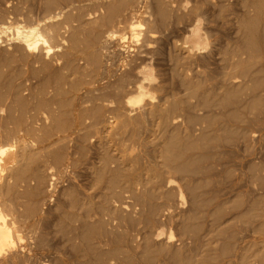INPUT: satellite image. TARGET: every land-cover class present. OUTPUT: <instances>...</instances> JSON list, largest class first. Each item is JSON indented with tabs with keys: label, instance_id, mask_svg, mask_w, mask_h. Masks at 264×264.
<instances>
[{
	"label": "rangeland",
	"instance_id": "obj_1",
	"mask_svg": "<svg viewBox=\"0 0 264 264\" xmlns=\"http://www.w3.org/2000/svg\"><path fill=\"white\" fill-rule=\"evenodd\" d=\"M59 1L62 3L57 0V4L63 6L58 7L55 1L49 9L45 4L46 0H0V31L2 27H11L5 33H0V93L6 95L5 101L1 100L4 104L0 103V119L7 116L8 110L13 111L15 117L18 116L16 119L20 117V121L24 117L26 124L25 121L20 122L24 125V128L20 125V136L24 137L25 128L32 131L22 138L24 140L20 147L24 145L26 149L25 145L30 146L26 150L33 155L29 159L30 165L28 160L24 161L27 165L25 163L24 166L23 163L25 179L20 182L19 187L16 186L17 190L12 189L13 192H8V195L1 194L0 191V198L15 205L12 204L11 213L7 208L9 213L6 214L9 217L6 219L15 220L19 231V239L14 240L13 249L8 253L3 252L0 260L17 252L14 254H20V258L26 260L19 264H169V254L179 251L183 258L189 259V264H243L245 261L246 264H264V55L255 59V62L251 61L245 46V26L254 18L264 19V1L258 7L261 0H136L135 9L141 14L138 13L132 20L135 33L133 29L130 32L128 27L116 30L121 31L117 33L118 36L127 38L124 40L125 51L120 55L121 61L120 56H113L110 63L105 58L106 49L115 45V40V44L108 43L110 45L106 49L98 41L91 52L95 50L98 54L102 53L99 54L102 60L99 69L102 70L85 68L84 60L81 62L82 45L77 49L74 43L70 46L72 34L85 23L81 22L78 29L74 25L78 23L75 22V30L61 25L60 27H66L59 29L61 37L58 36L56 40L48 39L52 47L51 60L57 59L54 62L50 60V70L38 71L37 76L36 73L32 75L31 69H26L23 63L22 67L20 60L12 57L16 46L12 28L17 25L37 26L40 22L38 27L41 32L44 17L65 9V13L67 11L74 15L78 12L74 10L85 3V0H71L73 3H69V0ZM78 1L80 5L77 4ZM90 1L93 3L87 0L85 5L93 10L94 6L91 7L90 4L96 5L98 0ZM75 6H78L77 9ZM62 18L64 16L55 22L59 23ZM198 19L204 20L203 31L208 34L211 47L207 53L191 54L184 44L187 42L188 48L194 47L191 45L193 35L189 30L194 28ZM261 23L264 24L260 21L257 26L259 33L264 26ZM84 25L81 31L89 29V26L87 28ZM81 31H77L81 34L80 41L85 34ZM132 33L140 36L139 44L133 42ZM151 34L155 40L152 38L150 50H147L150 56L140 63L137 60L141 51L139 49L144 44V37ZM185 36L189 37L187 41ZM257 39L256 42L259 41ZM76 56L80 57L79 60ZM230 60L234 63L241 61L253 64H249L245 75H241L236 64H228ZM65 63L74 69L76 67L75 74L70 71L74 69H69ZM135 63L139 68L147 66L155 69L159 83L150 87L147 85L146 88L156 95L158 102L145 101L139 107L126 105L120 113L116 112V116L113 104L106 103L103 99L99 102L98 95L112 100V96L107 95L109 92L106 91L110 90L115 77L124 76L126 71L129 73L130 65L135 66ZM64 64L68 66L67 70ZM126 65H129L128 68ZM63 74L67 78L65 81ZM106 74L107 79L113 77L109 78L111 83L108 82L109 79L106 80ZM60 76L61 80H58ZM129 76L132 78L128 79L132 81L133 75ZM46 79L49 85L54 86V90L46 85L47 91L44 86L42 94L38 86ZM7 83L11 89L14 87L15 92L22 90L21 94L11 90ZM75 83L76 89L71 87ZM42 87L43 85L41 89ZM55 87L62 90L58 96L54 93ZM36 90L39 93L41 91L42 95ZM35 92L37 95L32 94ZM136 95L135 90L130 98L135 99ZM17 96L25 97L27 100L23 101H27L26 105L32 103L25 108L27 113L19 111L18 103H15L18 102L15 100ZM40 97L42 102L44 97V102H50L54 112H47L48 103H45L46 107L44 105L45 111H41L43 107L38 101ZM58 102L64 108L59 109L60 106H56L59 105ZM8 103L10 104L7 105ZM35 103L39 113L34 112ZM103 104L102 109L105 105H111V109L108 107V112L105 108L104 116L98 117L96 121L97 117L90 111L95 109L94 105L100 107ZM14 105L15 111L10 109ZM65 109L66 113H63ZM75 110H78V114ZM131 110L133 111L129 112ZM52 113H55L53 115L56 122L59 121V129L62 124L69 128L66 129L67 126L63 125V131L55 128L57 123L54 124L55 120L51 119ZM74 113L76 119L73 117ZM55 115L62 119V124L61 119H57ZM30 118L32 122L29 123ZM123 120L128 126L123 127ZM1 131L0 146L13 144L14 141L5 139V132ZM44 132L49 133L46 135ZM170 138H177L180 144L186 146L185 149L183 147L177 164L172 163L173 167L185 165L186 161L188 167L200 160L201 167L197 166L195 169L192 164L189 166L194 169L195 174L192 170H186L180 173L172 171L171 175L164 159ZM192 142L193 146L196 144L194 147L190 146ZM59 159H62V165ZM3 175L6 176L7 173ZM51 175L56 179L53 193L49 194L47 184ZM113 176L116 186L111 184L115 180ZM34 177L39 180L34 181ZM170 180L173 184L168 185ZM186 225L187 231L183 230ZM159 231L162 235L157 237Z\"/></svg>",
	"mask_w": 264,
	"mask_h": 264
},
{
	"label": "bare ground",
	"instance_id": "obj_2",
	"mask_svg": "<svg viewBox=\"0 0 264 264\" xmlns=\"http://www.w3.org/2000/svg\"><path fill=\"white\" fill-rule=\"evenodd\" d=\"M56 1V4L58 3V2H60V3H62L61 1H59L58 0V2H57V0H55ZM55 1L54 0H46V3L45 4H47L46 6H48V8H49V6H52V5H54V3H55ZM63 1V0H62ZM65 1H67V0H65ZM82 1V0H81ZM80 1V2H81ZM134 1H135V3H134ZM264 0H261L259 3V5H258V7L259 6H262V4L264 3L263 2ZM70 2H72L71 0H69V3ZM83 2V1H82ZM87 2V0H85V3ZM88 2H92V1H90V0H88ZM87 2V3H88ZM95 2V1H94ZM263 2V3H262ZM29 3V2H28ZM73 3V2H72ZM74 3H76V2H74ZM85 3H81V4H84L85 5ZM86 3V4H87ZM93 3V2H92ZM262 3V4H261ZM56 4H55V7H57L58 5L59 6H63V5H61V4H57V6H56ZM77 4H79V1L77 2ZM134 4H136V0H98V4H96V5H93V4H90V6L91 7H93L94 6V8H93V10H91L92 8H90V7H88V6H75L76 7V9H77V7H78V9L77 10H74L73 8H71V9H73L74 11H78L76 14H68L67 13V11H66V13L64 12L66 9V7L68 6V4H67V6L66 7H64V11L62 10H60V12H58L57 11V13H55L54 15H53V12L50 14L51 16H46L47 18H45L44 17V19H45V21L44 20H42V22L44 21V24H43V30H44V34H43V30H41V32L39 31L40 30V28L38 27V25L40 24V22H39V24L37 25V26H20V25H17V26H15L14 28H12L13 29V32L15 33L14 35H15V38H14V41H15V43H16V46H15V52L12 54V57H15V58H17V59H19L20 60V62H21V64H20V62H18V64H20L21 66H22V63H23V66L25 67H27L26 69H31V71H32V75H35V73H36V75L35 76H37V72L38 71H48V70H50V67H52L51 65H52V63H51V61H53V60H51V57H52V47L49 45V40L48 39H52V40H56L57 39V37L58 38H60L61 36V32H59V29H61L63 26H66V27H74L75 28V26H80L81 24V22L82 23H84V24H86V25H84L85 27H87V26H89V29H87L86 30V28H84L85 30H82V31H84L85 32V34H83V36H82V41H80V39H79V37L81 36V34H80V32L79 33H77V31H81V29L83 28V25H81L82 27H81V29L80 30H77L75 33H73L72 34V36L71 35H69V36H71V40L70 41H72V43L70 42V46L72 47V44L73 45H75L76 46V49H77V47H79L80 45H82V47H83V58H81V62L83 63V60H84V63H83V65H85V68L86 67H92V70H93V68L94 69H96V70H98L99 69V66H101L100 65V63H101V57L99 56V54L101 53H97L95 50H94V52L92 51L91 52V50L93 49V46H95V44H97L98 45V41L99 42H101L104 46H105V48H104V46H103V48L104 49H106V46H108L109 47V45H107L108 43H112V42H114L113 40H115L116 41V44H115V42H114V44L115 45H110V47H109V49H106V61H107V63H110V62H112V58H113V56L115 57V56H120V55H122V52L123 51H125L124 49L126 48L125 46H124V40H125V38L123 37V35L122 36H118V34L117 33H119V32H121V31H119V32H116V30H121V28H126V27H128V29H129V31L131 32V29H133V26L135 25L133 22H132V20L137 16V14L139 13V14H141L140 12H138L136 9H135V5ZM76 5V4H75ZM80 5V4H79ZM45 6V5H44ZM45 6V7H46ZM58 6V7H59ZM64 6H65V3H64ZM44 7V8H45ZM54 7V6H53ZM53 7H51V9L53 8ZM55 7L53 8V9H55ZM69 7V6H68ZM74 7V6H73ZM86 7H88V8H86ZM47 8V7H46ZM47 8V9H48ZM86 8V9H85ZM50 9V8H49ZM52 9V10H53ZM59 9H61V8H59ZM58 8H57V10H59ZM70 9V10H71ZM89 9V10H88ZM6 10V9H5ZM16 10V9H15ZM14 10V11H15ZM52 10H50V11H52ZM68 10V9H67ZM7 11V10H6ZM45 11V10H44ZM49 11V10H48ZM69 11V10H68ZM71 12V11H70ZM19 13V12H18ZM75 13V12H74ZM2 14V13H1ZM6 14V13H5ZM11 14H14V13H11ZM64 14V15H63ZM24 15V14H23ZM66 15V16H65ZM7 16V15H6ZM63 17L64 16V19L63 20H60V22L59 23H56L55 22V20L56 19H59V17ZM260 16V15H259ZM258 16V17H259ZM29 18V17H28ZM27 19V18H26ZM43 19V18H42ZM263 18L262 17H259V18H254V20H252V22L251 23H248L245 27V29H246V39H245V43H246V49H247V53H249V56H250V60L252 61H254L255 59H259V58H261V55H262V57H263V55H264V26H263V28H261V32L259 33L258 31H257V26H259L258 24H259V22L260 21H263L264 22V19L262 20ZM41 20V19H40ZM6 21V20H5ZM12 21V20H11ZM33 21V20H32ZM75 22H77L78 24L76 25V24H74ZM87 22V23H86ZM75 26H74V25ZM80 24V25H79ZM262 24V23H261ZM61 25H63L62 27H60ZM262 25H264V24H262ZM10 26H11V24H10ZM41 26V25H40ZM66 27H63L62 28V30L64 29V28H66ZM262 27V26H261ZM39 28V29H38ZM42 28V27H41ZM73 28V29H74ZM80 27H78V29H79ZM88 28V27H87ZM2 29V31H0V33H5V31H7V30H10L11 29V27H2L1 28ZM72 29V30H73ZM127 29V28H126ZM66 30V29H65ZM70 30H71V28H70ZM75 30V29H74ZM73 30V31H74ZM124 30V29H123ZM67 31V30H66ZM73 31H70V32H73ZM82 31H81V33H82ZM63 32V31H62ZM146 32H148V31H146ZM152 32V31H151ZM65 33V32H64ZM63 33V34H64ZM123 33V32H122ZM149 33H150V31H149ZM70 34V33H69ZM80 34V35H79ZM84 35H85V37H84ZM132 36L134 35V33H132L131 34ZM193 35V40H192V43H191V45L192 46H195L196 45V43L199 41V37L198 36H196L195 34H192ZM145 37L146 38H148L147 40H145ZM144 37V44L143 45H141V47H140V49L139 50H141V51H139V54H138V51H137V54H138V58H137V60H140L139 62L141 63V62H145V60L146 59H148L147 57H149L150 55H149V53H148V49L150 48V42H151V40H152V38H153V36H152V34L151 35H149V36H145ZM257 37H258V39H257ZM1 36H0V44L2 43V41H1ZM84 38V39H83ZM150 39V40H149ZM154 40H155V38H153ZM256 39L257 40H259V41H257L256 42ZM13 40V39H12ZM68 40H69V38H68ZM123 41V42H122ZM153 41V40H152ZM100 44V43H99ZM113 44V43H112ZM125 44H126V42H125ZM151 44H152V42H151ZM5 45V44H4ZM14 45V44H13ZM75 46H73V49H75L74 47ZM81 47V46H80ZM127 47H128V45H127ZM92 48V49H91ZM96 48V47H95ZM102 48V47H101ZM102 48V51L104 50ZM152 48V47H151ZM72 49V48H71ZM75 49V50H76ZM82 49V48H81ZM84 49H85V51H84ZM98 49V48H97ZM96 49V50H97ZM187 49H189V53H193L192 51H191V49L192 48H186V50ZM263 49V50H262ZM79 50V49H78ZM90 50V51H89ZM150 50V49H149ZM77 52V51H76ZM75 52V53H76ZM187 53H188V51H186ZM78 53H79V51H78ZM81 53V52H80ZM97 53V54H96ZM125 53V52H124ZM261 53H263V54H261ZM102 54V53H101ZM104 54V55H105ZM151 54V53H150ZM73 55V54H72ZM82 55H80V56H82ZM149 55V56H148ZM187 55H189V54H187ZM11 56V55H10ZM63 56H65V55H63ZM62 56V57H63ZM74 57V56H73ZM76 57H78V56H76ZM117 57V58H118ZM54 58V57H53ZM57 58H58V56H57ZM79 58L80 57H78V60H79ZM75 59V58H74ZM116 58H114V60H115ZM135 59V58H134ZM133 59V62L135 61ZM8 60V59H7ZM51 60V61H50ZM57 59H54V61H56ZM62 60H63V58H62ZM76 60H77V58H76ZM130 60V59H129ZM132 60V59H131ZM53 61V62H54ZM68 61H70L69 59H68ZM74 61V60H73ZM120 61H121V56H120ZM256 61V60H255ZM254 61V62H255ZM8 62H9V60H8ZM49 62L51 63V65H49ZM103 62H105L104 61V59H103ZM115 62V61H114ZM122 62H123V60H122ZM132 62V61H131ZM6 63V62H5ZM63 63V62H62ZM70 63V62H69ZM126 63H128V61L126 62ZM252 62H241V61H237L236 63H234L233 61H229V65H234V64H236L238 67H239V71H240V73H241V75L242 74H244L245 75V71H247L246 70V68H247V66L249 65V64H251ZM54 64V63H53ZM66 64V63H65ZM64 64V67H66V65H68L69 66V64H66L65 65ZM73 64V63H72ZM131 64V63H130ZM129 64V65H130ZM134 64V63H133ZM143 64V63H142ZM253 64V63H252ZM251 64V65H252ZM82 65V64H81ZM128 65V66H129ZM1 66V65H0ZM9 66H10V64L8 65V67L7 68H9ZM22 66V67H23ZM63 66V65H62ZM61 66V67H62ZM68 66L66 67V70L68 69ZM109 66V65H108ZM127 66V65H126ZM128 66H127V68H128ZM5 67V68H6ZM60 67V66H59ZM75 67V66H74ZM103 68L105 67V65H103L102 66ZM110 67V70H111V66H109ZM63 68V67H62ZM72 69L73 67H70L69 66V69ZM82 68H83V66H82ZM22 69V68H21ZM20 69V70H21ZM59 69H61V68H59ZM74 69V68H73ZM101 70H102V68H100ZM99 69V70H100ZM138 69H140L139 68V65H136V63H135V66H132V65H130V67H129V73H127V71L125 72V75L127 76H122V77H119V78H116L115 76V82L113 81V84H109L110 85V87H109V89L110 90H108V91H106L107 93H105V94H107V95H111L112 96V100H107V98L106 99H104L105 97H101V95H98V96H100V97H98L99 99H98V101L100 102L102 99H103V101H105L106 100V103L107 102H109V103H111V105L113 104V106H112V108L113 109H115L116 108V110H113V112L116 114V112H118V113H120L121 111L120 110H123V107L125 106L126 107V105L127 106H130L129 104H128V101L129 100H134V99H132V98H130V95H132V93H134V91L136 90V92H137V85L141 82V80H142V77L141 76H139V75H137V71H138ZM251 69V68H250ZM83 70H84V68H83ZM88 70H89V68H88ZM128 70V69H127ZM249 70V69H248ZM61 71V70H60ZM71 72H73L72 74H75V72L77 71L76 70V67H75V69H74V71L73 70H70ZM124 71V70H123ZM251 71V70H250ZM4 72V71H3ZM83 72V71H82ZM90 72V71H89ZM133 72V73H132ZM5 73V72H4ZM68 76H69V70H68ZM94 73V72H93ZM127 73V74H126ZM132 73V74H131ZM18 74V73H17ZM30 74V77L32 76ZM71 74V75H72ZM83 75H84V73H82ZM88 74V73H87ZM86 74V75H87ZM97 74V73H96ZM107 74H108V72H107ZM107 74H106V80H108L110 77H112V76H110V77H108V79H107ZM111 74V73H110ZM61 75V74H60ZM64 75V74H63ZM94 75H95V73H94ZM112 75V74H111ZM114 75V74H113ZM129 75H133V80L131 81V79L129 80L128 78L130 77ZM243 75V76H244ZM59 76V75H58ZM57 76V77H58ZM62 76V75H61ZM61 76H60V79L58 78V80H61ZM89 76V75H88ZM104 76H105V74H104ZM15 77H17V76H15ZM20 77H21V75H20ZM28 77H29V75H28ZM29 77V78H30ZM63 77V76H62ZM85 77V76H84ZM29 78H26V79H28L29 80ZM32 78H34L35 79V77H33L32 76ZM32 78H30V80L32 79ZM36 78H38V77H36ZM39 78H40V76H39ZM43 78H44V76H43ZM49 78V77H48ZM51 78V77H50ZM56 78V77H55ZM66 77H65V75H64V81L67 79H65ZM92 78V77H91ZM95 78V77H94ZM105 78V77H104ZM113 78V77H112ZM130 78H132V77H130ZM23 79V78H22ZM33 79V80H34ZM41 79V78H40ZM57 79V78H56ZM75 79V78H74ZM118 79V80H117ZM21 80V79H20ZM36 80V79H35ZM38 80V79H37ZM51 80V79H50ZM53 80V79H52ZM71 80V79H70ZM73 80V79H72ZM43 81H45V82H43V83H41L38 87L40 88V90L42 91V94L44 93L43 91L45 90V91H47L46 90V85H49L46 81H47V79L46 80H43ZM49 81V80H48ZM93 81V80H92ZM95 81V80H94ZM21 82H24V80L23 81H21ZM38 82H39V80H38ZM38 82H36V83H38ZM74 82V81H73ZM73 82H71L72 84H74ZM107 82V81H106ZM108 82H110V79H109V81ZM107 82V83H108ZM112 82V81H111ZM110 82V83H111ZM28 83V82H27ZM30 83V82H29ZM34 83V82H33ZM52 83L54 84V82L52 81ZM51 83V84H52ZM57 82H55V84H56ZM60 84H61V81L59 82ZM94 83V82H93ZM98 83V82H97ZM8 84V83H7ZM24 84V83H23ZM58 84V83H57ZM56 84V85H57ZM60 84H58V85H60ZM62 84H63V82H62ZM72 84H71V87L73 88V87H75V86H77V84L75 83V85H73L72 86ZM188 84V83H187ZM41 85H43V87H42V89H41ZM68 85H69V80H68ZM67 85V86H68ZM8 86H9V84H8ZM14 86V85H13ZM16 86V85H15ZM44 86H45V89L43 90V88H44ZM49 86H51V85H49ZM62 86V85H61ZM61 86L59 87V88H61ZM70 86V85H69ZM146 86L147 85H145V88H146ZM197 86H199V85H197ZM196 86V87H197ZM18 87V86H17ZM16 87V88H17ZM29 87V86H28ZM31 87V86H30ZM29 87V88H30ZM38 87H37V89H38ZM53 89L52 90H54V86H51ZM66 87V86H65ZM195 87V88H196ZM9 88H10V86H9ZM14 88V87H13ZM13 88L11 89V90H13ZM15 88V90H17ZM20 88H21V86H20ZM58 87H55V89H56V92H54L55 94H57V96H58V93L60 94L61 93V91H59L58 89H57ZM62 88H64V85H63V87ZM67 89L69 88V87H66ZM72 88H70V89H72ZM198 88V87H197ZM34 89V88H33ZM32 89V90H33ZM47 89H48V87H47ZM66 89V91H68ZM75 89H76V87H75ZM90 89V88H89ZM104 89H106V88H104ZM104 89L102 90V91H104ZM199 89V88H198ZM229 89V88H228ZM39 90V91H40ZM95 90V89H94ZM107 90V89H106ZM192 90H195V89H192ZM14 91V90H13ZM19 91V90H18ZM18 91H16V92H18ZM22 90H20L19 92H18V94L21 92ZM34 91V90H33ZM41 91H40V93L36 90V92H38V94L40 95L41 94ZM51 91V90H50ZM49 91V92H50ZM72 91H74L73 89H72ZM101 91V92H102ZM196 91V90H195ZM15 92V91H14ZM15 92V93H16ZM36 92L35 93H32V94H36ZM49 92H46V93H49ZM75 92H77V91H75ZM75 92H74V94L73 95H75ZM90 92H91V90H90ZM92 92H93V89H92ZM6 93V92H5ZM15 93H14V95H15ZM53 93V94H54ZM71 93V92H70ZM69 92H68V94H70ZM104 93H102L103 95H104ZM235 93V92H234ZM1 94V93H0ZM21 94V93H20ZM26 94V93H25ZM41 94V95H42ZM67 93H66V95H68ZM113 94V95H112ZM136 94V93H135ZM138 94V93H137ZM4 95V94H3ZM2 94H1V96H0V98L3 96ZM17 95V94H16ZM15 95V96H16ZM37 95V94H36ZM50 95H51V93H50ZM65 95V96H66ZM73 95H72V97H73ZM102 95V96H103ZM232 95V94H231ZM11 96H12V94H11ZM23 96V95H22ZM22 96L21 97H16L15 98V100L16 101H18V102H15L16 103V105H17V103H18V109H20L19 111H24V113H27V111H26V109L25 108H27V106H29L30 104H28V105H26L27 104V101H25V100H27V99H25V97L24 98H22ZM34 95H32V97H33ZM61 96V95H60ZM95 96V95H94ZM105 96V95H104ZM110 96V97H111ZM194 96V95H193ZM6 97V95L5 96H3L1 99H0V103L2 102H4L5 101V98ZM30 97V96H29ZM31 97V98H32ZM46 97H48V95L46 96ZM106 97H108L109 98V96H106ZM22 98V99H21ZM51 98V97H50ZM53 98V97H52ZM59 98V97H58ZM66 98H67V96H66ZM97 98V97H96ZM12 100H13V98H11ZM18 99V100H17ZM23 99H25L24 101H23ZM34 99V98H33ZM43 99V98H42ZM44 99H45V97H44ZM44 99H43V102H44ZM54 99V98H53ZM1 100H4V101H1ZM7 100V99H6ZM29 100V99H28ZM38 100V99H37ZM71 100V99H70ZM95 100H97V99H95ZM94 100V101H95ZM30 101H32V100H30ZM39 102H40V106L41 107H43V110H41V111H45V109H44V105H45V107H46V105L47 104H45V103H48V108H49V110L46 108V110H47V112L48 113H51V112H54V108L49 104L50 102H44V104H43V102H42V100H41V97H40V99L38 100ZM48 101V100H47ZM52 101V100H51ZM56 101H57V99H56ZM59 101H60V99H59ZM62 101V100H61ZM64 101V100H63ZM68 101V100H67ZM13 102V101H12ZM65 102V101H64ZM26 103V104H25ZM41 103H42V105H41ZM59 103V105H57L56 104V106H60V108L59 109H61V108H64V107H61V105H63V104H61V102H58ZM4 104V103H3ZM2 104V105H3ZM10 103H8L7 105H9ZM52 104V103H51ZM55 104V103H54ZM102 104V103H101ZM115 104V105H114ZM231 104V103H230ZM5 105H6V103H5ZM31 105H32V103H31ZM30 105V106H31ZM39 105V104H38ZM53 105V104H52ZM110 105V106H111ZM1 106V105H0ZM36 106V103H35V105H34V108H36L35 107ZM50 106L52 107V110H51V108H50ZM54 107H55V105H53ZM65 106H66V104H65ZM68 106H70V105H68ZM99 105H97L96 107H95V105H94V107L93 108H95L94 110H93V108H92V110L94 111V113H93V111H90V113L92 112V115L95 117H97L96 118V121H97V119H98V117H100V116H104V114H103V112H105L106 111V109L105 108H107L108 109V107L111 109V107L110 106H106L105 105V107H103V109H102V106H104V104L103 105H101L100 107H98ZM151 106V105H150ZM33 107V106H32ZM31 107V108H32ZM4 108V107H3ZM14 108V109H13ZM34 108H32L33 110H34ZM66 109H67V107H65ZM128 108V107H127ZM7 110L9 109V107H7L6 108ZM10 109H12V110H16L15 109V105H14V107L13 106H11V108ZM28 109H29V107H28ZM27 109V110H28ZM40 109V108H39ZM57 109V108H56ZM66 109H65V111H63V113H66ZM91 109V108H90ZM105 109V110H104ZM151 109H154V108H152L151 107ZM175 109H176V107H175ZM2 110V109H1ZM5 110V109H4ZM71 110H73V112H74V109H71ZM125 110H126V108H125ZM150 110V109H149ZM155 110H157L156 109V107H155ZM18 111V110H17ZM28 111H30V110H28ZM35 111H37V113H39V110H37V108L34 110V112ZM50 111V112H49ZM68 111V110H67ZM76 111V110H75ZM133 110H131V111H129V112H132ZM159 111H160V109H159ZM158 111V112H159ZM72 112V111H71ZM77 112V114H78V110L76 111ZM83 112V111H82ZM108 112H109V109H108ZM152 112V111H151ZM154 112V111H153ZM161 112V111H160ZM5 113V112H4ZM19 113V112H18ZM33 113V112H32ZM80 113V112H79ZM113 113V114H114ZM155 113H157L156 111H155ZM168 113V112H167ZM53 114H55V113H52L51 114V116L53 115ZM56 114H58L59 115V113H56ZM103 114V115H102ZM114 114V115H115ZM121 114H123V113H121ZM161 114V113H160ZM159 114V115H160ZM4 115V114H3ZM7 116L5 117V118H2V119H0V131L1 130H3V132H5L4 133V135H6V138H5V136H4V138L5 139H9V140H12V141H14L13 142V144H8V145H6V146H0V191H1V194H7L8 195V192H10V193H12L13 192V190L12 189H14V188H16V190H17V187H19L18 185H20V182H24L23 181V179H25L24 177H25V168H24V166H25V163L26 162H24V161H27L28 160V164H29V159H31V157L33 156V155H30V154H32V153H30L29 154V152L26 150L27 149V147H30V146H27V145H25L26 146V149L24 148V145H22L21 147H20V144L23 142L22 140H24V139H22V138H24L25 136H28V134L27 133H30L31 131H32V129H31V131L29 132V128L28 129H24V131H23V135H24V137H22V136H20V134L22 135V133L20 132L21 131V128H20V125L22 124L23 125V123H21L20 124V122H22V121H25V124H26V120H24V115L22 114V116L21 117H23L21 120L22 121H20V117H19V119H16V117L18 118V116L16 115V117L14 116V112L13 111H11V110H8V112H7V114H6ZM28 115V114H27ZM34 115V114H33ZM32 115V116H33ZM91 115V114H90ZM113 115V116H114ZM118 114H116V116H117ZM120 115V114H119ZM162 115V114H161ZM31 116V115H30ZM50 116V117H51ZM56 116V115H55ZM67 116V115H66ZM106 116V115H105ZM115 116V117H116ZM57 117V116H56ZM59 117V116H58ZM58 117H57V119H58ZM62 117V116H61ZM71 117V116H70ZM74 118H75V113H74V116H73ZM121 117V116H120ZM26 118V117H25ZM36 118V117H35ZM76 118H77V116H76ZM75 118V119H76ZM101 118V117H100ZM113 118V117H112ZM117 118V117H116ZM51 119H54V115H53V117L51 118ZM59 119H61L60 117H59ZM63 119H65V118H63ZM55 121H53V122H55L54 124H56L55 125V128H57L58 130H61L62 129V131H63V128H61L62 127V125L63 126H65V124H62V119L60 120V122H61V124L62 125H59L60 126V129L57 127V125H58V122H56L57 120H56V118L54 119ZM74 120V119H73ZM30 121H31V118H30V120H29V123H30ZM68 121H70L71 122V120H68ZM77 121H79V120H77ZM81 121V120H80ZM100 121V120H99ZM98 121V122H99ZM125 120H123L122 121V125L123 124H125V125H123V127L124 126H128V125H126V122L125 123H123ZM126 121H127V119H126ZM136 121V120H135ZM32 122V121H31ZM52 122V123H53ZM65 122H66V120H65ZM76 122V121H75ZM84 122H85V120H84ZM79 123V122H78ZM128 124H129V122H127ZM131 123V122H130ZM43 124V123H42ZM41 124V126H42V128H43V125ZM53 124V125H54ZM66 124H67V122H66ZM72 124V123H71ZM45 125H47V124H45ZM49 125V124H48ZM74 125H76V123L74 124ZM134 125V124H133ZM67 126V125H66ZM65 126V127H66ZM48 127V126H47ZM23 128H24V125H23ZM22 128V129H23ZM33 128V127H32ZM35 128V127H34ZM67 128H69V126H67L66 127V129ZM72 128H73V126H72ZM54 129V128H53ZM25 130H26V133L24 134V132H25ZM34 130H36V129H34ZM43 130V129H42ZM45 130V129H44ZM46 130H48V129H46ZM56 130V129H55ZM75 130V129H74ZM57 131V130H56ZM66 131V130H65ZM70 131V130H69ZM2 132V131H1ZM58 132V131H57ZM43 133V132H42ZM47 133H49V132H47ZM47 133H45L44 132V134H46L47 135ZM60 134H62V132H59ZM2 134V133H1ZM58 134V133H57ZM69 134V133H68ZM32 135V134H31ZM49 135H51V133L49 134ZM48 135V136H49ZM2 136V135H1ZM29 137L31 138L32 136H30V134H29ZM63 136H61V138H62ZM171 137V136H170ZM174 137V136H173ZM173 137H171V138H173ZM41 138V137H40ZM64 138V137H63ZM68 138V137H67ZM171 138H170V140L168 141V144H167V150H166V156H164V159H165V164L167 163L168 165H169V167H168V169H169V171H171V175H173L172 174V171L174 172V173H180V172H182V171H186V170H189V172H190V170H192V168L191 167H189L191 164V166H195V169H196V167L197 166H200V160H196L195 162H193V163H191V164H189V166L187 167V161H186V164L184 165V164H181V166L179 167V165H177L178 167H173V164L176 162V164H177V160L179 159V158H181L180 157V155L182 156V150H184L185 149V147H184V145H182V143L180 144V142H178V140H177V138H175V139H172L171 140ZM46 139V138H45ZM51 139V138H50ZM26 140V139H25ZM32 140V139H31ZM49 140V139H48ZM62 140V139H61ZM64 140V139H63ZM67 140V139H66ZM65 140V141H66ZM181 140V139H180ZM34 141V140H33ZM46 141H47V139H46ZM58 141H60V139H58ZM44 143V142H43ZM63 143H64V141H63ZM205 143H207V142H205ZM209 143V142H208ZM41 144V143H40ZM191 144V143H190ZM189 144V145H190ZM5 145V144H4ZM18 145H19V147H20V149H19V147H18ZM188 145V144H187ZM196 144L194 143V146H195ZM200 145V144H199ZM190 146H192V147H194L193 146V142H192V144L190 145ZM18 147V148H17ZM183 147H184V149H183ZM206 147V146H205ZM62 148V147H61ZM32 149V148H31ZM31 151V150H30ZM36 154V153H35ZM38 155V154H37ZM185 155V154H184ZM31 156V157H30ZM108 156V155H107ZM30 157V158H29ZM61 157V156H60ZM62 158V157H61ZM56 159V158H55ZM60 160V163H61V160L62 159H59ZM187 160V159H186ZM194 160V159H193ZM105 161V160H104ZM185 162V161H184ZM189 162H190V160H189ZM23 163H24V166H23ZM56 163V162H55ZM59 163V164H60ZM64 163V162H63ZM70 163H71V161H70ZM107 163V160H106V162H105V164ZM173 163V164H172ZM183 163V162H182ZM171 164H172V166H171ZM26 165H27V163H26ZM30 165V164H29ZM61 165H62V163H61ZM107 165V164H106ZM66 166V165H65ZM201 167V166H200ZM63 168H65V167H63ZM106 169H107V167H105ZM191 168V169H190ZM199 169V168H198ZM66 170V169H65ZM168 171V172H169ZM193 172H194V169L192 170ZM191 171V172H192ZM198 171V170H197ZM5 172V173H4ZM1 173H3V174H6L7 173V175L6 176H4L3 174H1ZM150 174H152V176H153V172H151ZM194 174H195V172H194ZM155 175V174H154ZM185 175V174H184ZM24 176V177H23ZM114 176L116 177L117 175H115L114 174ZM113 176V177H114ZM150 176V175H149ZM158 176V175H157ZM170 176V175H169ZM183 176V175H182ZM187 176V175H186ZM192 176V175H191ZM195 176V175H194ZM50 177V176H49ZM112 177V178H113ZM115 177H114V179H115ZM154 177V176H153ZM116 178H118V177H116ZM170 178V177H169ZM172 178V177H171ZM179 178V177H178ZM194 178V177H193ZM55 179H56V177L54 178V176L53 175H51V178L49 179V181H48V184H47V192L50 194L51 192L53 193V189H54V187H55ZM62 179V178H61ZM39 179H38V177H34V181H38ZM58 180V179H57ZM112 180L113 179H111L110 180V182H112ZM118 180V179H117ZM157 180V179H156ZM160 180V179H159ZM32 181H33V179H32ZM114 181H116V179L115 180H113V183H111L113 186H116L115 185V183H114ZM184 181H186V180H184ZM98 182V181H97ZM30 183V182H29ZM26 184V183H25ZM169 184H173L172 183V181L170 180V181H168V185ZM29 185V184H28ZM34 185V184H33ZM36 185V184H35ZM17 186V187H16ZM23 186V185H22ZM27 186V185H26ZM38 186V185H37ZM26 188V187H25ZM28 188H29V186H28ZM32 188H34V187H32ZM31 188V189H32ZM36 188V187H35ZM115 188V187H114ZM34 190V189H33ZM36 190V189H35ZM65 190V189H64ZM32 191V190H31ZM26 193H27V189H26ZM31 193V192H30ZM33 193V192H32ZM34 194V193H33ZM39 194V193H38ZM67 194V193H66ZM10 195V194H9ZM16 196H17V194H16ZM26 196V195H25ZM30 196H32L31 194H30ZM9 197V196H8ZM21 197H22V195L20 196V199H21ZM196 197V196H195ZM52 198V197H51ZM9 199V198H8ZM11 199H13V198H11ZM30 199V198H29ZM10 200V199H9ZM13 202H14V199L12 200ZM201 201V200H200ZM13 204V203H12ZM11 204V202H8L7 200H5V198L3 199L2 197L0 198V255L3 253V252H9L11 249H13V245H14V240L15 239H19L18 237V234H19V231L17 230V227L15 226V224H16V222H14L13 221V219L12 220H10V221H8L7 219V216H8V214H6V213H9L8 211L9 210H7V208L8 209H10V213H11V211L13 210L12 208H13V205ZM16 204V203H15ZM81 204V203H80ZM12 205V207L10 208V206ZM201 205V204H200ZM207 205V204H206ZM15 206V205H14ZM22 206V205H21ZM72 206V205H71ZM197 206V205H196ZM23 207V206H22ZM76 207V206H75ZM204 207V206H203ZM201 208V207H200ZM253 208H254V205H253ZM23 209V208H22ZM7 210V211H6ZM15 211H16V209H15ZM24 211V210H23ZM72 211V210H71ZM153 211H154V209H153ZM20 212V211H19ZM196 213V212H195ZM260 213V212H259ZM15 215H16V212L14 213ZM24 214V213H23ZM12 215V214H11ZM260 215V214H259ZM9 217V216H8ZM250 217V216H249ZM7 218V219H6ZM11 218H12V216H11ZM24 218V217H23ZM189 218V217H188ZM31 220V219H30ZM191 220V219H190ZM26 221V220H25ZM251 221V220H250ZM256 222V221H255ZM187 224V223H186ZM184 227V226H183ZM188 225H186L185 227H184V229L183 230H185V231H187L188 230ZM192 229H193V227H192ZM260 229H261V227H260ZM27 230V229H26ZM144 230H145V227H144ZM200 231H201V229H200ZM21 232H22V230H21ZM261 233H263V232H261ZM162 235V232H158V234H157V237H159V236H161ZM181 235V234H180ZM151 236V235H150ZM210 236V235H209ZM147 237H148V234H147ZM145 239V238H144ZM194 239V238H193ZM214 240V239H213ZM145 241V240H144ZM149 241V240H148ZM147 241V242H148ZM197 241V240H196ZM201 241V240H200ZM205 241H207V240H205ZM228 241V240H227ZM231 241V240H230ZM257 241V240H256ZM209 242V241H208ZM161 243V242H160ZM203 243H206V242H203ZM202 243V244H203ZM192 244V243H191ZM150 245V244H149ZM254 245V244H253ZM264 245V244H263ZM170 246V245H169ZM185 246V245H184ZM190 246V245H189ZM206 246V245H205ZM148 248V247H147ZM241 249V248H240ZM259 249V248H258ZM180 250V249H179ZM148 252V251H147ZM146 252V253H147ZM162 252H164V250L162 251ZM171 252V251H170ZM15 253V252H14ZM13 252H12V255H10V257L8 256V258H5L4 260H0V264H19V263H21V262H24V261H26V260H24V259H22V258H20V254L19 255H15ZM159 253V252H158ZM167 253H169V252H167ZM251 253V252H250ZM149 254V253H148ZM152 254V253H151ZM166 254V253H165ZM261 254V253H260ZM210 255V254H209ZM160 256H161V254H160ZM243 256V255H242ZM246 256V255H245ZM232 257V256H231ZM150 258V257H149ZM263 258V257H262ZM22 259V260H21ZM188 259V258H187ZM187 259H185V258H183L181 255H180V253H179V251L178 252H176V251H173L172 253H170L169 254V264L171 263V264H189V259L187 260ZM200 259V258H199ZM244 259V257L242 258V260ZM249 259V258H248ZM211 260V259H210ZM212 260H213V258H212ZM241 260V259H240ZM147 261H148V259H147ZM193 261V260H192ZM203 261V260H202ZM28 262V261H27ZM191 262V261H190ZM242 262V261H241ZM246 262V261H245ZM245 262H243V264H246ZM201 263V262H200ZM207 263V262H206ZM210 263V262H209ZM191 264H192V262H191Z\"/></svg>",
	"mask_w": 264,
	"mask_h": 264
},
{
	"label": "clouds",
	"instance_id": "obj_3",
	"mask_svg": "<svg viewBox=\"0 0 264 264\" xmlns=\"http://www.w3.org/2000/svg\"><path fill=\"white\" fill-rule=\"evenodd\" d=\"M203 25H204V20L198 19L195 22L194 28L189 30L191 34H195L196 36L199 37V41L191 49V51L196 54L207 53L211 47L209 36L206 32L203 31ZM137 27L139 28L140 26ZM135 31L136 29H133L134 33ZM188 38H189L188 36H185V41H187ZM126 39L127 38L125 37V40ZM140 39H141L140 36H137L135 34L132 37L133 42H135L136 44H139ZM184 47L185 48L189 47L187 42H185ZM137 75L142 77L141 82L136 86L138 94L136 95V98L134 100H129L128 104L132 107H139L142 104H144L145 101H151L152 103L158 102L156 95L152 92H149L148 89L145 88V85H148L150 87L152 85L159 83V80L155 75V69L153 67L149 68L147 66H142L140 69H138ZM22 242L23 241H21V243Z\"/></svg>",
	"mask_w": 264,
	"mask_h": 264
}]
</instances>
